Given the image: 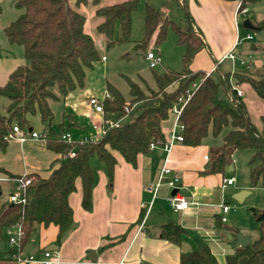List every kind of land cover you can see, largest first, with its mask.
<instances>
[{
  "label": "trees",
  "instance_id": "trees-1",
  "mask_svg": "<svg viewBox=\"0 0 264 264\" xmlns=\"http://www.w3.org/2000/svg\"><path fill=\"white\" fill-rule=\"evenodd\" d=\"M139 1L123 0L104 5L101 4L102 0L15 1L16 6L25 11L5 27V34L11 43L23 46L29 63L19 65L7 82L0 86V94L9 100L5 114L0 115V150H6L9 144L6 136L15 124L30 128V117L39 114L43 123L49 126L45 135L48 148L61 153L63 158L48 177L38 173L29 174L32 181L26 190V202L5 200L0 205V242L6 239L7 227L19 226L23 230L18 247H12L9 251L0 248V264H17L13 254H20L37 224L58 225V241H62L74 226L75 214L69 195L76 189L77 178H81L83 183V206L86 209L92 207V191L96 185L93 157L97 156L105 163L110 182H113L117 164L113 151H118L128 162L136 165L138 155L149 152L152 142L166 140L162 122L169 117L180 98L188 94H191V98L181 117L185 127L182 142L198 146L210 134L218 137L224 128L230 127L222 145L212 149L210 170L224 171L233 164L238 150L251 148L255 151L253 162L258 161L252 167L251 181L256 184L264 177V126L259 129L253 122L245 100L238 97L234 89L242 82H249L264 99V75L257 80L246 73L223 72L217 67L219 79L216 80L212 73L194 70L192 64L196 55L208 45L202 31L195 26L189 6L181 0H178L179 4L186 9L185 22L181 24L166 12L150 4L146 6V32L138 46L146 48L154 35H157L155 43L162 44L172 27L179 36L180 44L185 46L182 70L168 69L155 73L158 89L150 93L132 82L130 100H126L118 88L108 84L111 95L104 99L106 111L122 114L127 119L119 127L108 129L98 140L69 142L62 138L61 126H53L54 113L50 100H59L84 88L87 70L103 60L93 37L86 30L88 17L80 6L88 3L95 6L96 15L101 18L97 29L111 46L130 38L132 16ZM239 1L242 10L249 3L259 0ZM2 10L0 4V14ZM118 22L122 34L116 39L114 34ZM256 26L257 29H264V21ZM219 87L225 90L227 98L219 96ZM128 102L136 105L126 113ZM71 151L76 154L69 156ZM256 218L261 237L247 246H239L233 255L228 256L226 264H264V210H257ZM162 230V236L173 242H179L184 234L179 225H165ZM180 262L220 264L208 247L182 254Z\"/></svg>",
  "mask_w": 264,
  "mask_h": 264
},
{
  "label": "crops",
  "instance_id": "crops-1",
  "mask_svg": "<svg viewBox=\"0 0 264 264\" xmlns=\"http://www.w3.org/2000/svg\"><path fill=\"white\" fill-rule=\"evenodd\" d=\"M181 1L186 3V0ZM251 4L259 10L262 6L258 4L264 6V0ZM239 5V0H191V14L195 26L205 37L203 30L205 17L214 26L219 45L225 46L221 58H216V61L228 59L225 55L240 44L239 23L236 19ZM246 8L249 12L248 5ZM262 21L264 15L260 14H257L255 21L251 20L254 25L252 29L260 34V40L264 45V29L256 28ZM3 46L0 49V86L7 82L12 71L19 65L27 64L22 45L11 43L6 36ZM253 48L258 47L254 44ZM251 66L250 69L241 72L253 75L258 71H264V64L260 60L258 65ZM197 67L193 69L210 73L205 68ZM246 85L250 88H245ZM239 88L243 91L242 98L247 104L251 118L249 105L255 104L262 122L258 125L252 120L259 129H262L264 99L256 93L252 84L243 83ZM86 92L88 88L77 89L66 97L54 101H63L65 104L70 100L73 109L78 112H81L83 106V114L90 119L93 111L88 104L89 97H84ZM6 105L8 106V103ZM50 105L52 108L51 100ZM52 110L53 126L55 128L61 126L59 128L62 129V133L71 132L70 129L74 131L75 128L77 131L71 133L78 139L95 133L93 123L91 130L84 133L81 114L68 113L65 107L58 114L53 108ZM170 115L172 120L167 124ZM170 115L162 122L166 139L176 121L173 111ZM30 119L32 122L39 121L40 127L37 129L31 126L28 131L44 132L49 128L39 114L31 116ZM214 138V141L204 140L203 144L198 146L178 141L168 156L162 149L140 153L136 165L128 162L118 151H113L117 158L113 182H110L105 163L97 156L93 157L96 185L92 191L91 209L83 206V183L81 178H77L76 189L69 195V202L75 214L72 230L59 242L58 225L37 224L31 239L20 251L22 258L33 255L37 259L17 264H43L40 259L44 257L46 251L55 254L53 256L58 259V264H181L182 254L200 250L201 247H208L220 264H226L228 256L233 255L240 246L237 238H229L227 233L241 232L250 236L251 242L261 236L254 237L246 228L239 229L226 224L230 221L227 214L231 212V208L228 212L223 211V205H230L224 191L228 188L230 194H235L240 188L235 186L236 180L233 184L224 185L227 179L225 171L210 170L213 163L212 149L223 143V139ZM46 142V139L32 137L24 141L18 138L9 139L6 150H0V195L4 186H9L10 194L15 189L19 176L30 173H38L43 177L50 176L63 156L49 149ZM166 158L173 173L180 175L178 190L189 200V205L185 209L176 210L169 199L175 188L164 183L156 189ZM222 216H226L227 221H222ZM169 224L183 228L184 234L179 242L162 236V227ZM12 247L9 242L8 248L3 251H9ZM14 247H18V244Z\"/></svg>",
  "mask_w": 264,
  "mask_h": 264
},
{
  "label": "rangeland",
  "instance_id": "rangeland-1",
  "mask_svg": "<svg viewBox=\"0 0 264 264\" xmlns=\"http://www.w3.org/2000/svg\"><path fill=\"white\" fill-rule=\"evenodd\" d=\"M15 1L16 0H0V4L3 8L0 14V49L4 47L3 45L6 39L5 27L25 11L24 8L17 7ZM120 1L123 0H102L101 4H113ZM149 4L169 14L177 23L181 24L185 22L186 9L184 8L185 6L179 4L178 0H140L137 9L133 12L130 38L122 42L117 41L111 46L107 44V39L103 33H100L97 29V25L101 21V18L96 15L95 6L91 3L80 6V10L86 15V17H88L86 22L87 32L93 37L97 48H99L98 51L101 57H106L105 59L97 62L93 68H89L87 70V78L84 88H88V92L84 94V97L97 96L103 99L108 91V84H112L121 91L126 100H130L132 82H136L146 91V93H150L158 89L155 73H163L168 69L176 71L183 69L185 46L180 44L178 38L179 36L172 27L169 28L167 39L162 44L155 43L157 35H154L146 48H140L138 46V43H140L145 36V26L147 20L145 19V14L146 6ZM186 4L189 6L188 8L191 12V0H186ZM258 5H261L262 7L260 6L261 9L256 10L254 5L249 3L248 6L250 11L248 13L243 14L241 11L240 13H237L236 19L237 23H239L240 44L233 49V53H235L234 58L228 57V59L220 62L219 60L216 61V58H221L225 46L219 45V38L217 32L214 31V26L208 21V19L203 17L204 27H202L205 37H207L206 40L209 46L197 55L192 67L195 68L198 66L197 68H205L212 73L214 79L218 80L219 72L217 67H220V70L223 72L235 73L245 71L246 69L248 70L252 67L251 65H258L259 60L264 64V45L260 40V34L256 30L244 26L245 20L255 21L257 14H260V16L264 15L263 4ZM248 33L253 35V39L246 38ZM121 34L122 31L120 23L118 22L115 26L114 36L118 39L121 37ZM254 44L257 45V49L253 48ZM150 50H159L158 54L161 60L155 67H151L149 60L146 58L147 52ZM242 60H244L246 64H242ZM27 63H29L28 59ZM263 75L264 71H258L250 76L260 80L263 78ZM243 83L250 84L249 82H242L239 85L241 86ZM174 87L175 86L171 87V89ZM245 88H250V86L246 85ZM219 96L221 98H227L225 90L222 87H219ZM7 103H9L8 98L0 94V115L5 114V107L7 106ZM51 104L57 114L60 110L62 111L64 107L65 111L68 113L70 112L75 115L81 114V121L84 122V129H82L84 133L91 130L92 123L97 118L94 113H92V117L90 119L86 118L83 114L84 107L82 106L80 109L81 112H78L73 109L70 100L64 104L63 101L57 102L51 99ZM135 105L136 104H130L128 102V110L126 109V113H129ZM249 109L254 122L260 125L262 119L255 104L252 103L249 105ZM108 113L112 117H119L122 115L114 112ZM125 119L127 118H124V120ZM171 120L172 118L170 115L167 124H169ZM32 126L39 129V121L36 120V122H32ZM70 130L71 132L77 131L75 128L74 131L73 129ZM229 130L230 127L224 128L222 134L219 135L217 139H223L224 135L228 133ZM42 139L44 140L45 138ZM214 139V136L210 134L205 141L212 142ZM254 154L255 151L251 148L238 150L234 156L235 160L232 164L233 170H230L231 165L227 166L224 170L227 179L229 177H234L236 180L235 186H239V191L249 190L250 194H248L243 201H238L234 197V194L229 193L228 188H226L224 192L226 194L225 196H227V201L230 205H232L231 212L227 214L230 221L226 224L232 227H238L239 229L246 228L250 230L254 237H259L261 235V231L259 221H257L256 218V211L264 210V177H262L256 184H253L251 181L252 167L258 164V161L253 162ZM96 160L98 159L96 158ZM9 189V186H4L2 188L0 205L9 198ZM253 209L256 210L254 211ZM0 245L2 250H6L8 248L9 241L7 236L6 239L0 243Z\"/></svg>",
  "mask_w": 264,
  "mask_h": 264
},
{
  "label": "built area",
  "instance_id": "built-area-1",
  "mask_svg": "<svg viewBox=\"0 0 264 264\" xmlns=\"http://www.w3.org/2000/svg\"><path fill=\"white\" fill-rule=\"evenodd\" d=\"M240 8V5H239ZM246 14L248 12L247 8H244L241 10V8L238 10V13ZM247 39H253V35L251 33H248L246 36ZM240 40V39H239ZM235 53H233V50L228 52L225 57L234 58ZM106 57L103 56V59ZM146 58L149 60V64L151 67H155L160 62V57L158 54V50H150L148 51ZM242 64H246L244 60H242ZM234 89L236 90V95L238 97L243 96V91L237 86H234ZM111 94L109 91L106 92V96L101 99V97L97 96H91L89 97L88 104L92 108L93 113L96 115V119L93 121V128L95 130V133L89 135V136H83L81 138H74L71 132H63L62 138L66 141L73 142L76 140L79 141H88V140H98L102 135L110 128L119 127L123 122L125 117H112L109 115V113L105 109L104 105V99L106 97H109ZM191 98V94H188L187 97H182L179 100V103L174 107L173 112L176 115V121L173 127V130L171 131L169 137L164 142H152L150 145V150H157L162 149L163 152L167 153V156L171 152L174 144L176 142H182L183 137V130H184V124L181 120L182 114L184 113V107L187 104L188 100ZM232 99V97H230ZM128 110V107H126ZM92 117V115H91ZM48 129L44 132H38L35 130L28 131L25 128L20 127L18 124H15L13 126V129L7 134V139L12 138H18L22 141L26 140L29 137L32 138H47L45 135L47 133ZM76 153L74 151L69 152V156H74ZM208 158V155L205 156ZM169 158V157H168ZM168 158L165 160V164L162 168V171L159 175L158 182L156 184V189L164 184L167 183L173 188L180 187L181 178L180 175L173 173V169L167 164ZM17 184L15 189L9 194L8 201L15 202V203H24L26 202V190L28 185L32 181V177L29 174L22 175V177H19L17 179ZM235 182L234 177L225 179L224 185H230ZM170 201L172 202V205L176 210H182L185 209L189 205V200L187 197L180 193V190L175 192L174 194L169 196ZM231 205H223V211L228 212L230 210ZM222 221H227L226 216H222ZM6 236L10 242V244L14 247V245H17L19 242V238L23 234V230L19 226H10L5 229ZM55 255L52 251H46L45 255L40 261L43 264H58V259L54 258ZM13 257L17 260L19 263H26L33 260H36L37 258L33 255L27 256L22 258L21 255L14 253Z\"/></svg>",
  "mask_w": 264,
  "mask_h": 264
},
{
  "label": "water",
  "instance_id": "water-1",
  "mask_svg": "<svg viewBox=\"0 0 264 264\" xmlns=\"http://www.w3.org/2000/svg\"><path fill=\"white\" fill-rule=\"evenodd\" d=\"M244 25L246 27H249V28H254V25L253 23L250 21V20H245L244 21ZM163 151V150H162ZM230 170H233V165L230 166ZM178 191V187H176L173 191V193L177 192ZM250 194V191L249 190H242V191H238L237 193L234 194V197L238 200V201H243L244 198ZM254 211L256 209H253ZM228 237L229 238H233V237H236L237 238V241H238V244L240 246H244L247 244H249L251 242V237L248 236V235H244L243 233L241 232H235V233H227ZM90 253H93V252H90Z\"/></svg>",
  "mask_w": 264,
  "mask_h": 264
}]
</instances>
